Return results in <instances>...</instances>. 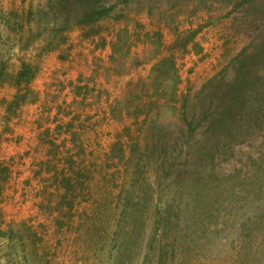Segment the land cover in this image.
Wrapping results in <instances>:
<instances>
[{
    "label": "rangeland",
    "instance_id": "374dc122",
    "mask_svg": "<svg viewBox=\"0 0 264 264\" xmlns=\"http://www.w3.org/2000/svg\"><path fill=\"white\" fill-rule=\"evenodd\" d=\"M0 264H264V0H0Z\"/></svg>",
    "mask_w": 264,
    "mask_h": 264
},
{
    "label": "trees",
    "instance_id": "16d2710c",
    "mask_svg": "<svg viewBox=\"0 0 264 264\" xmlns=\"http://www.w3.org/2000/svg\"><path fill=\"white\" fill-rule=\"evenodd\" d=\"M36 67L28 62H22L17 72L12 76L13 85L16 87V91L13 97L7 102L6 109L12 111L22 101L26 99L30 88L28 84L35 75Z\"/></svg>",
    "mask_w": 264,
    "mask_h": 264
}]
</instances>
